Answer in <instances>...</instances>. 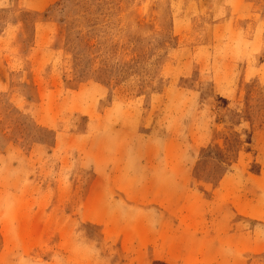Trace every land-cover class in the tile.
Listing matches in <instances>:
<instances>
[{"label": "rangeland", "instance_id": "obj_1", "mask_svg": "<svg viewBox=\"0 0 264 264\" xmlns=\"http://www.w3.org/2000/svg\"><path fill=\"white\" fill-rule=\"evenodd\" d=\"M0 264H264V0H0Z\"/></svg>", "mask_w": 264, "mask_h": 264}]
</instances>
